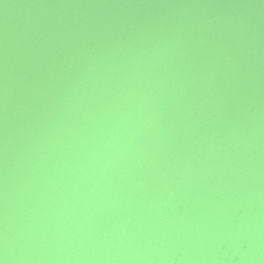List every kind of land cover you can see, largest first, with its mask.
I'll use <instances>...</instances> for the list:
<instances>
[{"label":"water","instance_id":"1","mask_svg":"<svg viewBox=\"0 0 264 264\" xmlns=\"http://www.w3.org/2000/svg\"><path fill=\"white\" fill-rule=\"evenodd\" d=\"M0 264H264V0H0Z\"/></svg>","mask_w":264,"mask_h":264}]
</instances>
